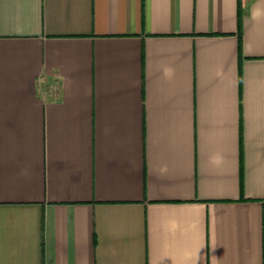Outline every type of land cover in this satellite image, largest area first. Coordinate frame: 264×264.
Here are the masks:
<instances>
[{
  "label": "crops",
  "instance_id": "crops-1",
  "mask_svg": "<svg viewBox=\"0 0 264 264\" xmlns=\"http://www.w3.org/2000/svg\"><path fill=\"white\" fill-rule=\"evenodd\" d=\"M0 264H264V0H0Z\"/></svg>",
  "mask_w": 264,
  "mask_h": 264
}]
</instances>
